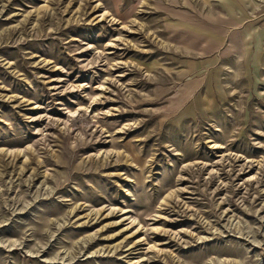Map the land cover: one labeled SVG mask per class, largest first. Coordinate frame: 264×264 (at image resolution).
I'll return each mask as SVG.
<instances>
[{"label":"rangeland","instance_id":"obj_1","mask_svg":"<svg viewBox=\"0 0 264 264\" xmlns=\"http://www.w3.org/2000/svg\"><path fill=\"white\" fill-rule=\"evenodd\" d=\"M0 264H264V0H0Z\"/></svg>","mask_w":264,"mask_h":264},{"label":"bare ground","instance_id":"obj_2","mask_svg":"<svg viewBox=\"0 0 264 264\" xmlns=\"http://www.w3.org/2000/svg\"><path fill=\"white\" fill-rule=\"evenodd\" d=\"M98 5H100V2H98L97 3ZM105 13V11L104 12H102V14L101 15H103ZM133 222L135 221V220H132Z\"/></svg>","mask_w":264,"mask_h":264}]
</instances>
